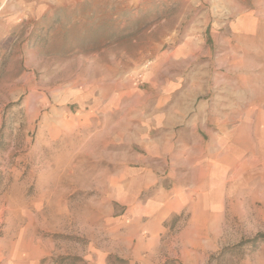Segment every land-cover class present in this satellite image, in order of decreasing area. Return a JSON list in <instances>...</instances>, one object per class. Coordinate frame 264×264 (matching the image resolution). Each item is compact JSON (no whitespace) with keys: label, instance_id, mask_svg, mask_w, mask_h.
Instances as JSON below:
<instances>
[{"label":"rangeland","instance_id":"obj_1","mask_svg":"<svg viewBox=\"0 0 264 264\" xmlns=\"http://www.w3.org/2000/svg\"><path fill=\"white\" fill-rule=\"evenodd\" d=\"M258 234L264 0H0V264H264Z\"/></svg>","mask_w":264,"mask_h":264},{"label":"crops","instance_id":"obj_2","mask_svg":"<svg viewBox=\"0 0 264 264\" xmlns=\"http://www.w3.org/2000/svg\"><path fill=\"white\" fill-rule=\"evenodd\" d=\"M209 123L213 124V126L216 128V130L218 132V133H215V135H217V136H214L213 133L209 132V134H208L210 136L209 141L212 142V143L213 142L214 143L219 142V137H221L220 135L224 134L225 131H226V129L224 130V132L222 131V129L224 127H226V122L223 121V120L220 121V120L214 119V123H213L212 120L210 119Z\"/></svg>","mask_w":264,"mask_h":264},{"label":"trees","instance_id":"obj_3","mask_svg":"<svg viewBox=\"0 0 264 264\" xmlns=\"http://www.w3.org/2000/svg\"><path fill=\"white\" fill-rule=\"evenodd\" d=\"M263 238H264V234H258L256 237H254L249 242L252 244H255L257 241H259L260 239H263ZM165 264H169V263H165Z\"/></svg>","mask_w":264,"mask_h":264}]
</instances>
